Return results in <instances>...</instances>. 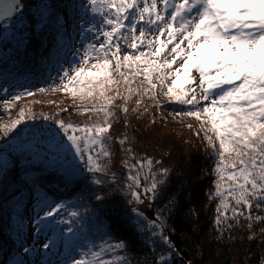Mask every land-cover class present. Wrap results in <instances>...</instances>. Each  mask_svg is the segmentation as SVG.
Segmentation results:
<instances>
[{"label": "trees", "instance_id": "1", "mask_svg": "<svg viewBox=\"0 0 264 264\" xmlns=\"http://www.w3.org/2000/svg\"><path fill=\"white\" fill-rule=\"evenodd\" d=\"M44 3L65 16V32L57 33L53 27L32 31L41 18L40 14L35 19V13ZM78 3L79 0L73 6L69 0H21L23 15L5 22L7 30L3 27L0 35V88L9 93H36L4 111L7 94L0 91V128L17 119L21 109L26 113L30 109L32 117L7 134L0 131V264H60L65 259V255L59 256L65 252L63 240L56 238L54 248H44L46 242L54 239L53 230L42 228L37 233L35 224L43 210L55 204L66 205L68 212L80 213L79 225L72 227L74 231L79 228L81 247L73 258L89 248L98 251L102 247V258L111 264H157L161 257L167 264H264V222L249 221L247 212L238 219L233 218L231 210L226 213L227 219L217 212V156L208 146L200 122L176 115L184 106L169 97L157 92L156 99H149L142 91L126 104L122 98L111 104L114 114L108 132L110 156L100 157L102 172L90 173L80 158L48 148L49 131L63 138L56 121L84 126L104 117L102 112L82 110L85 106H99L104 102L102 98L82 105L63 90L38 91L54 83L59 85L62 69L68 70L70 63L79 61L76 18L83 10ZM87 17H92L91 13ZM13 23L15 27L11 26ZM193 76L198 78L194 72ZM131 87L149 88L138 81ZM115 89L114 85L107 95H115ZM119 91L121 97L128 96L126 87ZM125 106L127 113L121 110ZM43 116L49 119L44 120ZM38 132L44 133L41 140L45 143L36 145L43 158L33 159L24 145ZM148 159L153 161L152 172L145 166L140 173L141 187L130 188L128 177L135 174L133 166ZM69 163L82 169L81 179H66ZM164 169L167 176L161 175ZM150 176L165 181L154 198L143 194L144 186L151 183ZM96 179L101 181L99 185L93 183ZM98 191L105 197L102 202L95 199ZM132 191L151 198L150 204L138 208ZM229 204L230 208L234 205L231 198ZM251 215L264 217V211L253 209ZM218 217L220 224L216 223ZM60 227L65 235H71L67 233L68 225ZM162 237L170 243L166 244ZM121 240L125 248L109 250V245ZM25 247L32 251L25 252Z\"/></svg>", "mask_w": 264, "mask_h": 264}, {"label": "snow or ice", "instance_id": "2", "mask_svg": "<svg viewBox=\"0 0 264 264\" xmlns=\"http://www.w3.org/2000/svg\"><path fill=\"white\" fill-rule=\"evenodd\" d=\"M69 2L76 6L78 0ZM78 8L92 16L83 24L80 21L85 17L76 18L83 49L82 54L78 50L79 61L70 63L68 70L62 69L59 85L54 83L38 91L63 90L82 105L102 98L104 102L99 106H85L82 110L102 112L104 117L84 126L56 121L63 138L49 131L48 148L80 158L90 173L104 171L99 159L110 156L108 132L114 114L111 104L117 98L124 99L126 104L142 91L149 99H156L159 92L184 106L176 115L200 122V130L217 156L215 196L220 200L217 212L225 219L229 210L234 219L247 212L249 221L264 222V217L251 215L253 209L264 211V0H79ZM22 15L19 0H0V27L7 30L3 22H12ZM11 26L15 27L14 23ZM47 27L61 33L66 31L68 22L53 6L44 3L41 18L32 31L38 28L42 32ZM178 62V67L173 68ZM193 72L198 76V84ZM137 81L149 88H132L131 84ZM114 85L115 95L108 96ZM121 87L127 88V97H121ZM0 91L7 94L4 111L25 96L36 94L31 90L9 93L8 89L0 88ZM140 103L138 100L137 107ZM121 110L129 111L126 106ZM29 118H32L30 109L28 113L21 109L18 118L0 131L7 134ZM42 135L33 134L24 145L33 159L43 158L36 147L45 143ZM152 165L150 159L137 161L133 166L135 174L128 177L129 187L139 189L141 171L147 166L151 173ZM161 175L167 176V169ZM149 178L151 183L144 186L143 194L154 198L165 181H158L155 176ZM93 183L99 185L101 181L96 179ZM131 196L139 201L141 192L132 191ZM229 198L234 202L231 208ZM95 199L102 202L105 197L98 191ZM238 208L244 211H237ZM79 218V212H68L64 204L48 205L35 221L37 233L42 228L53 230L54 239L46 242L44 248L50 245L54 248L59 238L65 244V259L60 264H111L102 258V247L98 251L89 248L73 258L81 247L79 228L74 231L72 227L79 225ZM221 222L218 217L216 223ZM61 225H68L67 233L71 235H65ZM162 239L170 243L167 237ZM125 247L121 240L109 245V250ZM24 251L32 250L25 247ZM161 261L163 257L157 264Z\"/></svg>", "mask_w": 264, "mask_h": 264}, {"label": "rangeland", "instance_id": "3", "mask_svg": "<svg viewBox=\"0 0 264 264\" xmlns=\"http://www.w3.org/2000/svg\"><path fill=\"white\" fill-rule=\"evenodd\" d=\"M42 10V6L36 11V13H35V19H39V15L41 14V11ZM83 10V9H82ZM87 14L88 13H86L84 10L83 11H80V14H79V16H83V17H85V20L87 21L88 19H91L92 17H87ZM85 20H81L80 21V23H86V21ZM85 21V22H84ZM76 44H78L79 46H78V49H79V51H82L83 49H82V42H81V37H80V35L78 34V38H77V43ZM179 63V62H178ZM178 65H174L173 67L174 68H176ZM193 75V74H192ZM196 82H197V84H198V78L196 79ZM198 91H199V89H198ZM146 196H149V194L148 195H146ZM151 198H143V195H142V193H141V199L139 200V201H135V203L137 204V207L139 208V207H142V206H146V205H148V204H150V202H151ZM45 255H48L47 253H45ZM65 255V252H62L61 254H59V256H60V258L61 257H63ZM47 260H49V261H51V259H47ZM46 262H48V261H46ZM39 264H42V263H39Z\"/></svg>", "mask_w": 264, "mask_h": 264}, {"label": "water", "instance_id": "4", "mask_svg": "<svg viewBox=\"0 0 264 264\" xmlns=\"http://www.w3.org/2000/svg\"><path fill=\"white\" fill-rule=\"evenodd\" d=\"M19 3L21 4V0H19ZM5 23V22H3ZM2 29L3 27H0V35L2 33ZM84 176L82 169L74 163H69L66 166L65 169V177L66 179L70 180V181H76L81 179Z\"/></svg>", "mask_w": 264, "mask_h": 264}]
</instances>
